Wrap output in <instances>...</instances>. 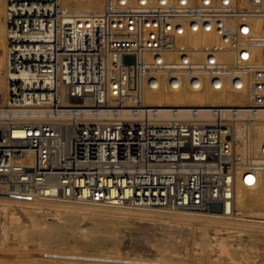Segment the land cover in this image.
<instances>
[{"label": "built area", "instance_id": "2783aa9c", "mask_svg": "<svg viewBox=\"0 0 264 264\" xmlns=\"http://www.w3.org/2000/svg\"><path fill=\"white\" fill-rule=\"evenodd\" d=\"M6 6L12 49L21 38L19 24L23 30L28 23V88L47 89L46 99L36 102H55L61 120L56 127L0 123V182L9 196L28 199L15 186L17 178L27 181V172L14 161L18 150L30 155L33 145L46 154L43 163L55 159L54 151L48 155L53 144L78 151L79 163L92 166L97 181L64 182L61 193L78 192L90 201L116 203V187L123 200H174L182 208L206 209L223 202L242 175L248 184V171L264 175V155L238 152L248 139L238 133L250 134L259 124L254 118L264 115V0H106L99 13L59 0H7ZM38 53L49 63L42 78L30 72ZM14 70L9 83L23 84L24 71L17 76ZM160 87L228 89L246 98L241 104L146 105L144 91ZM200 112L207 119H197ZM11 114L8 109L2 115ZM66 119L84 123L68 125ZM16 128L22 137H13ZM135 163L156 167L155 187L143 190L133 180L143 185L145 179L132 176L112 182L115 167ZM165 174L171 175L168 189ZM50 184L42 196L55 194Z\"/></svg>", "mask_w": 264, "mask_h": 264}, {"label": "rangeland", "instance_id": "374dc122", "mask_svg": "<svg viewBox=\"0 0 264 264\" xmlns=\"http://www.w3.org/2000/svg\"><path fill=\"white\" fill-rule=\"evenodd\" d=\"M61 1L79 12L99 13L106 7V0ZM6 2L0 0V123L39 122L56 127L61 122L57 104L36 102L41 97L46 99L47 89L28 88V52L24 54L28 50V23L25 30L19 24L17 35L21 38L14 46L16 51L9 44L4 24ZM30 62V69L35 70L30 72L42 78V71L48 70L49 63L44 62L39 53L31 57ZM14 67L13 75L22 76L21 70L25 73L26 81L21 85L9 83L7 74H12ZM150 91L173 99L152 103L143 98L146 105L241 104L246 98L243 93L233 90L216 91L206 87L198 91L160 87L145 90L143 95ZM24 105L27 108H23ZM8 109L12 114L3 117ZM40 110L45 113L43 116L39 114ZM180 114L188 116L187 113ZM207 116V113H199L197 119H207ZM259 116L254 118V123H259L254 125L255 128L264 120V115ZM79 121L66 119L65 123H84ZM254 129L250 134L243 132L239 138H252ZM22 134L17 128L12 132L15 138ZM60 146V143L53 144L48 150L49 156L54 151L52 163L42 162L41 157L46 154L35 145L28 148L32 152L30 155L24 156L20 150L16 152L14 162L23 165L27 181L21 182L17 178L15 186L27 192L28 199L9 196L10 191L4 187L6 183L0 182V264H264V196L257 195L255 202L246 204L241 192L234 189L225 206L230 211L216 217L211 216L216 215L211 211L210 216L204 214L205 218L199 213L208 212L211 204L206 209H188L179 207L178 201L174 200L162 204L151 200H123L116 187H113L114 195L118 196L114 198H118L116 203L80 199L78 192L62 194L63 183L79 186L81 181L88 182L90 176L97 181V171L89 164L79 163L78 151ZM242 148L239 153L246 152ZM115 168L113 183L132 176L133 179H145L142 185L130 178L143 190L155 187L154 165L135 163L130 167ZM165 176L169 178L165 180L168 189L171 175ZM177 177L174 176L172 181ZM239 180L242 184V178ZM47 184L55 194L42 196L41 188ZM49 191L44 189L43 194L47 195ZM261 193L264 195V191ZM98 210L103 214L97 215Z\"/></svg>", "mask_w": 264, "mask_h": 264}, {"label": "bare ground", "instance_id": "6f19581e", "mask_svg": "<svg viewBox=\"0 0 264 264\" xmlns=\"http://www.w3.org/2000/svg\"><path fill=\"white\" fill-rule=\"evenodd\" d=\"M85 0H82V2H84ZM76 9V8H75ZM23 30H25V29H23ZM21 32V31H20ZM1 42H2V40H0ZM172 96H174V95H172ZM143 98H144V100L145 101H148V102H160V101H162V100H164V101H169V100H171V98L173 99V97H167V96H164V94H162V93H160V92H157V91H150L149 93H145L144 95H143ZM169 103H171V102H169ZM152 105H154V104H152ZM196 106V105H195ZM198 106H200V105H198ZM200 113H206V112H200ZM179 116H181V117H184V115H181V114H179ZM202 115H199V117H201ZM203 117V116H202ZM201 117V118H202ZM196 118H198V115H196ZM13 122V121H12ZM241 135H243V132H240V133H238V137H242ZM250 137H252V138H249L248 136L247 137H245V138H248V139H245V141H246V144H245V147L242 145H240V147H239V149H238V151L240 150V148H242V149H244L245 151H251V150H253V152H257L258 151V153L259 154H262V155H264V125H261V126H257L255 129H254V132H253V134L250 136ZM260 151V152H259ZM242 152H244V151H242ZM249 172V174H247L246 176H245V181L248 183V184H244V182H243V178H244V175H242L241 177H240V179L242 178V184L244 185V186H248V187H244L241 183H240V180H239V178L237 179V183H236V186H235V191L238 189V191L239 192H241V197L243 198L244 197V199L243 200H245V203L246 204H248V203H253V202H255V199L257 198V195L258 196H264L261 192H263L264 191V175L263 174H261V173H257V172H254V173H252L251 171H248ZM254 178H256V181L254 180ZM230 195H232V194H230V193H228V192H226L225 193V199L223 200V202H219V203H213V204H211L209 207V209H207V210H209L208 212H205V213H199L200 215H201V217H204V214L206 215H209V212H211L212 211V213L213 212H216V215H215V213L214 214H212L211 216H214V217H216L217 216V214H219L220 216H223V215H225L226 214V204L227 203H229V201H230V199H231V197H230ZM230 198V199H229ZM88 205V204H87ZM89 206V205H88ZM222 207V209H221V207ZM99 211V210H98ZM230 210H228L227 212H229ZM204 212V211H203ZM224 212V213H223ZM234 212V211H233ZM232 211H231V213H233ZM75 213V212H74ZM78 213H81V212H78ZM96 213H98L97 215H99L100 213H101V211H99V212H96ZM101 214H103V213H101ZM108 215V214H107ZM192 215H194V214H192ZM233 215V214H232ZM236 215V214H235ZM234 215V216H235ZM210 216V215H209ZM259 217V216H258ZM112 218V217H111ZM205 218V217H204ZM90 219V218H89ZM92 219V218H91ZM261 219V218H260ZM102 222V221H101ZM96 223V222H95ZM103 224H107L108 225V223L106 222V221H103ZM109 224H111V223H109ZM105 228H108V226H105ZM47 239H49V238H47ZM47 243V242H46ZM44 249V248H43ZM48 250V249H47ZM52 250V249H51ZM58 250V249H57ZM74 258V257H73ZM70 259H71V257H70ZM40 264V263H39Z\"/></svg>", "mask_w": 264, "mask_h": 264}]
</instances>
